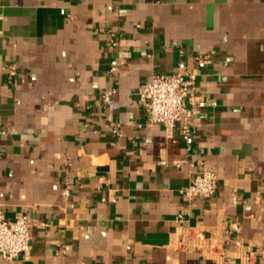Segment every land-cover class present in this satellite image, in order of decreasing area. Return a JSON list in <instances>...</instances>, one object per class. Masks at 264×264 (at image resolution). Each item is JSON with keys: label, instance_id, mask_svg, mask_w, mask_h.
I'll return each instance as SVG.
<instances>
[{"label": "crops", "instance_id": "0c3cea01", "mask_svg": "<svg viewBox=\"0 0 264 264\" xmlns=\"http://www.w3.org/2000/svg\"><path fill=\"white\" fill-rule=\"evenodd\" d=\"M179 61L190 145L138 98ZM0 209L34 222L11 264H264V0H0Z\"/></svg>", "mask_w": 264, "mask_h": 264}, {"label": "built area", "instance_id": "2783aa9c", "mask_svg": "<svg viewBox=\"0 0 264 264\" xmlns=\"http://www.w3.org/2000/svg\"><path fill=\"white\" fill-rule=\"evenodd\" d=\"M111 46L116 41L111 39ZM199 62L206 63V57H198ZM112 72L116 70L113 66ZM196 77L187 69L184 61H179L170 74H154L138 91L141 108L146 112L150 124H159L166 132L180 127L186 144L193 142L192 119L200 107L208 102L195 99ZM218 188V175L211 168H203L191 178L189 184L182 188L185 199L212 196ZM182 216H178L181 221ZM34 222L28 214L8 217L0 209V258L12 263L19 256L28 258L31 250V230ZM236 228H238L236 226Z\"/></svg>", "mask_w": 264, "mask_h": 264}]
</instances>
